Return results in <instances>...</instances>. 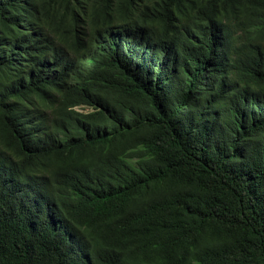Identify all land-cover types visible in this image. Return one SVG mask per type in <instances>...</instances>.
Returning <instances> with one entry per match:
<instances>
[{"label":"trees","instance_id":"1","mask_svg":"<svg viewBox=\"0 0 264 264\" xmlns=\"http://www.w3.org/2000/svg\"><path fill=\"white\" fill-rule=\"evenodd\" d=\"M0 264H264V0H0Z\"/></svg>","mask_w":264,"mask_h":264}]
</instances>
